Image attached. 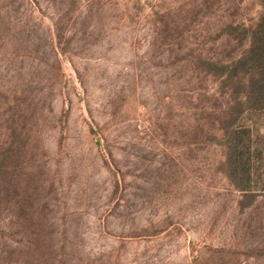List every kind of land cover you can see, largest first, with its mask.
Masks as SVG:
<instances>
[{
	"label": "rangeland",
	"instance_id": "374dc122",
	"mask_svg": "<svg viewBox=\"0 0 264 264\" xmlns=\"http://www.w3.org/2000/svg\"><path fill=\"white\" fill-rule=\"evenodd\" d=\"M261 4L0 0V264H264V165L228 178L204 63Z\"/></svg>",
	"mask_w": 264,
	"mask_h": 264
},
{
	"label": "trees",
	"instance_id": "16d2710c",
	"mask_svg": "<svg viewBox=\"0 0 264 264\" xmlns=\"http://www.w3.org/2000/svg\"><path fill=\"white\" fill-rule=\"evenodd\" d=\"M261 5L263 12L257 24L244 28L248 49L229 63L204 62L208 72L220 78L231 99L220 128L221 144L226 150L228 178L243 193L255 192L254 178L264 165L262 128L246 123L253 116H264V0Z\"/></svg>",
	"mask_w": 264,
	"mask_h": 264
}]
</instances>
